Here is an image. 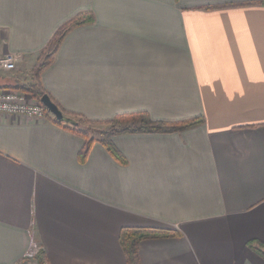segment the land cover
I'll return each instance as SVG.
<instances>
[{"label": "crops", "instance_id": "obj_1", "mask_svg": "<svg viewBox=\"0 0 264 264\" xmlns=\"http://www.w3.org/2000/svg\"><path fill=\"white\" fill-rule=\"evenodd\" d=\"M262 3L0 0V58H17L0 78L20 84L59 28L90 19L38 76L73 122L200 120L112 136L121 161L95 141L81 163V122L0 115V264H126L125 229L177 233L139 243V264H264L249 247L264 245Z\"/></svg>", "mask_w": 264, "mask_h": 264}, {"label": "trees", "instance_id": "obj_2", "mask_svg": "<svg viewBox=\"0 0 264 264\" xmlns=\"http://www.w3.org/2000/svg\"><path fill=\"white\" fill-rule=\"evenodd\" d=\"M264 5V3H262ZM226 7V6H224ZM212 9V8H208ZM90 22V19H85L81 16H76L70 22L65 23L61 28H59L54 34L52 40L48 44L46 50L44 49L39 56V63L36 64L32 73V80L34 83L31 84H20L17 81L0 78V89H13L22 91L30 95L33 99L39 100L42 96L48 95L47 92L39 84V74L41 71L51 62L55 51H57L58 46L60 45L62 38L67 34V32L75 26L82 25ZM51 99V98H50ZM51 99L50 101H52ZM55 103L54 101H52ZM56 104V103H55ZM57 105V104H56ZM45 113L49 112L45 110ZM64 115H69L65 112H62ZM55 122L60 124V122ZM77 123L81 122L86 125V128H72L68 129L75 134L79 135L84 140L83 148L78 154L79 162L83 163L92 143L97 141L104 146V149L118 161H121V155L115 149L114 145L111 142V137L118 134H170L180 132L188 127H192L200 123V120L193 119L183 122H164V121H151L144 114L135 115H124L118 116L115 119L105 122L97 123L90 122L85 120H76ZM92 125H105L107 126L105 130L98 132V139L95 140L91 135L95 133L90 126ZM89 126V127H88ZM177 233L164 231V230H149V229H125L122 230L119 234V243L120 248L123 251L125 256L126 264H139L137 257V249L139 243L144 240L149 239H161V238H170L176 237ZM253 243L249 244L253 250H255L258 255L264 258V245L256 244V247L253 246Z\"/></svg>", "mask_w": 264, "mask_h": 264}, {"label": "built area", "instance_id": "obj_3", "mask_svg": "<svg viewBox=\"0 0 264 264\" xmlns=\"http://www.w3.org/2000/svg\"><path fill=\"white\" fill-rule=\"evenodd\" d=\"M17 58L11 55L0 58V69L12 71L15 69ZM44 106L39 100L33 99L30 95L13 89H0V115L25 118L30 121L44 119ZM39 248L33 243L29 249L28 256L36 258L39 255Z\"/></svg>", "mask_w": 264, "mask_h": 264}, {"label": "water", "instance_id": "obj_4", "mask_svg": "<svg viewBox=\"0 0 264 264\" xmlns=\"http://www.w3.org/2000/svg\"><path fill=\"white\" fill-rule=\"evenodd\" d=\"M50 100L51 99L49 95H44L39 99V102L44 106V108L49 112V114L54 117L56 121L76 126L77 123L75 121L73 122L72 119L65 117L63 113H61L57 105Z\"/></svg>", "mask_w": 264, "mask_h": 264}, {"label": "rangeland", "instance_id": "obj_5", "mask_svg": "<svg viewBox=\"0 0 264 264\" xmlns=\"http://www.w3.org/2000/svg\"><path fill=\"white\" fill-rule=\"evenodd\" d=\"M39 257V256H38ZM28 264H42V263H40V261H39V259L37 258V259H34V260H32L30 263H28Z\"/></svg>", "mask_w": 264, "mask_h": 264}]
</instances>
